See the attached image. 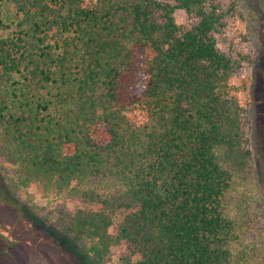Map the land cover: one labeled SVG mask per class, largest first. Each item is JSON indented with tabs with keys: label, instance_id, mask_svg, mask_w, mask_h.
Returning <instances> with one entry per match:
<instances>
[{
	"label": "trees",
	"instance_id": "16d2710c",
	"mask_svg": "<svg viewBox=\"0 0 264 264\" xmlns=\"http://www.w3.org/2000/svg\"><path fill=\"white\" fill-rule=\"evenodd\" d=\"M231 13V0H0L1 170L13 193L78 205L59 243L92 264L116 245L119 264H264L231 207L226 165L242 166L252 129L239 60L218 44Z\"/></svg>",
	"mask_w": 264,
	"mask_h": 264
},
{
	"label": "rangeland",
	"instance_id": "374dc122",
	"mask_svg": "<svg viewBox=\"0 0 264 264\" xmlns=\"http://www.w3.org/2000/svg\"><path fill=\"white\" fill-rule=\"evenodd\" d=\"M160 1L176 4V0ZM231 1L236 13L229 14L226 27L218 34V44L239 60L235 82L246 85L243 98L249 104L247 118L252 128L250 154L242 166L226 165L233 168L237 182L230 193L231 207L246 220L244 243L254 242L264 253V0ZM175 18L179 24L194 22L184 11H177ZM2 165L12 173L2 172L0 164V264H92L83 255L82 243L72 244L64 238L59 243L54 237L75 219L78 205L52 193L45 197L35 186L27 193H13V167ZM26 197L31 198L29 210L21 214L16 202L22 204ZM126 253L125 245L113 246L111 254L99 263L119 264V258Z\"/></svg>",
	"mask_w": 264,
	"mask_h": 264
}]
</instances>
